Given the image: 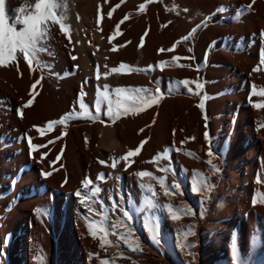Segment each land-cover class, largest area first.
Returning a JSON list of instances; mask_svg holds the SVG:
<instances>
[{"label":"rangeland","instance_id":"obj_1","mask_svg":"<svg viewBox=\"0 0 264 264\" xmlns=\"http://www.w3.org/2000/svg\"><path fill=\"white\" fill-rule=\"evenodd\" d=\"M36 2L5 0L7 15L23 19L34 13ZM57 5L59 23L42 26L45 35L31 65L19 51L12 58L5 54L0 63V73L25 79L31 106L39 107L42 122L30 131L55 144L48 173L64 170L68 157L78 180L75 191H88L80 209L71 211L78 223L68 241L71 258L67 261L56 234V242H40L33 264H264V107H255L264 105L259 94L264 91L259 82L264 0H57ZM18 8L25 12L13 11ZM251 15L252 34L247 31ZM177 18L181 22H173ZM223 26L226 31L235 26L239 35H209ZM216 51L237 64L225 67L230 73L220 78L219 92L218 79L203 74L220 69L212 59ZM237 72L242 80L236 82ZM70 77L82 90L63 102L62 82ZM179 97L186 104L191 98L202 112L200 141L211 150L216 145V159L206 152L200 167L183 169L186 181L176 155L194 157L195 150L181 146L193 132L175 133L193 108ZM218 97L230 101L211 119L208 105ZM8 99H0V105ZM109 101L115 119L107 114ZM118 107L123 114L116 115ZM242 108L253 117L250 134L241 124ZM116 141L121 143L112 148ZM138 147L139 153L128 156ZM83 155L90 157L86 165ZM142 172L149 175H138ZM6 174L13 180L12 172ZM55 218L59 224V210ZM47 221L52 222L49 214ZM25 251L22 264H30ZM7 264H13L10 258Z\"/></svg>","mask_w":264,"mask_h":264},{"label":"bare ground","instance_id":"obj_2","mask_svg":"<svg viewBox=\"0 0 264 264\" xmlns=\"http://www.w3.org/2000/svg\"><path fill=\"white\" fill-rule=\"evenodd\" d=\"M207 1L213 2L216 0ZM249 19L251 21L249 23L247 22V31L252 34L254 31L252 21H255V19L253 15L249 16ZM174 21H179V19L177 18V20H173V22ZM215 22L216 20L213 21V24H215ZM259 23L261 24L262 21H259ZM176 25L179 26L180 24L177 23ZM173 26L175 27V24H173ZM182 30H185V28ZM227 31L239 35L235 26L229 28ZM227 31L224 26L220 28L213 27L209 35L214 34L215 37H219ZM226 54L225 52L218 51L213 53L212 59H215L221 67L215 70V73L212 67L203 73L207 78L214 77L218 79L217 85L219 86L216 87V92H219L223 87L220 86V78L228 77L230 73L229 69L225 67L229 63H233L237 66L236 62L231 60ZM64 63V61H61L60 65H62V68L65 65ZM81 65H84L85 67H82V69L87 71V69H85L86 64L84 60L81 61ZM3 71L4 70L1 68L0 72ZM64 71H62V73ZM238 72L236 74L234 73L232 76L235 78ZM188 75H190L189 72L184 74L185 77H188ZM238 79L242 80V78L236 77V82ZM195 82L198 83V79H196ZM259 82L260 87L263 88L264 77L259 79ZM62 84L61 99L63 102L68 101L76 92L82 90V88L78 86V82H74V79L71 77L63 81ZM225 86H229V80L225 81ZM5 97L9 98L8 102L4 103V105H0V255H2L0 256V264H7L9 258L12 260L13 264H22V261L26 258L25 250L29 252V263L33 264L35 260H32L33 255L34 258L38 256L40 242L45 241L47 245L52 244L56 242V239H54L56 234L58 236L57 241L64 246L66 257L68 258L66 259L68 261L71 258L69 249L71 245L73 246V244L70 245L68 242L70 241L69 237L73 234L72 228H78V223L74 222L73 218L77 219L75 211L77 212V210L80 209L79 204L87 199L88 191H75L78 180L72 174L71 162L68 157L66 158L67 165L64 164V170L50 173V175L47 176L43 175L44 173H48L51 167L48 156H50L53 151L55 144L52 143V141L51 143L48 142L50 140L42 141L31 135V127L41 120L39 121V107L31 106L34 100L31 98L26 88L25 79H21L17 73H0V99L4 100ZM24 99H27L25 100L27 102L32 100V103L23 105ZM182 99H184V97H179V101L182 105H192L193 109L190 110L191 112L185 113L186 118L189 115L191 118L186 119L184 117L182 119L180 124L183 125V129L180 130V133H175V135L179 136L192 131L193 135L186 139L181 146L185 149L195 150L193 154L194 157H188L181 153L176 155L181 165V173L183 175V169L185 167L192 170H194L195 166L200 167V163L205 159L204 157H206L204 155L206 152H211L213 158L216 145L214 147L215 149L211 150L210 146L208 147L207 144H204V141H200L198 131H201L203 126V121L201 120V116H203L202 112H200L197 104L193 102L191 98L187 99L189 101L188 104L184 103ZM229 101L227 97H218L214 99V101L208 105L210 118H214L217 111L216 109H221L222 105L227 104ZM4 106H7L9 110ZM241 111V124L245 125V133L250 134L253 132V127L251 125V119L253 117L248 110L242 108ZM23 113L25 117H22ZM230 120L231 118L229 119V123L227 122L229 125ZM29 141H31V145L34 146L35 150L30 147ZM120 143L121 142L118 141L112 143V148H117ZM177 145L179 144L177 143ZM235 147L236 146H233L231 148L230 156L231 151L234 150ZM29 148H31V150ZM152 149L153 148H149L146 155H150ZM93 156H99V154L94 151ZM214 159H216V157H214ZM89 160L90 157L83 155L82 164L86 165ZM229 164L235 165L233 161ZM7 171L13 173V180H8ZM189 174V180L191 181L194 176L193 173ZM59 178H61V181ZM183 179L186 181L187 177L183 175ZM59 183L60 185H58ZM65 184L67 186H64ZM117 186L119 190V182ZM77 192H80L81 196L78 197L76 195ZM57 210H59V224L55 222ZM73 210L75 211L72 213L71 211ZM48 214L52 220L51 223L47 221ZM62 229H64V232H61ZM61 236H64L65 239H61Z\"/></svg>","mask_w":264,"mask_h":264},{"label":"snow or ice","instance_id":"obj_3","mask_svg":"<svg viewBox=\"0 0 264 264\" xmlns=\"http://www.w3.org/2000/svg\"><path fill=\"white\" fill-rule=\"evenodd\" d=\"M57 0H37L35 3V11L32 14L25 16L21 19L20 16H10L7 15L5 0H0V63H3V57L5 54L7 57L12 58L14 53L19 51L23 54V58L29 62L31 65V60L35 59V54L40 51L38 45L41 43L42 38L45 35V31L42 30V26L46 25V22L51 20L53 23H59L55 16V10L57 8ZM142 7V6H141ZM16 13H24V8H18L13 10ZM12 20V23L9 24L8 21ZM17 25H21V30H17ZM61 29L63 30V25H61ZM75 59V57H73ZM121 68L124 67L122 64ZM116 71V69H113ZM184 85L187 86L189 84L188 80L183 81ZM201 85L197 84V88H200ZM117 93L121 92L122 89H116ZM137 92H140V89H136ZM145 91H147L145 89ZM191 91V89H189ZM264 96V91L259 93ZM106 98V97H105ZM32 100H29L27 104H31ZM144 103H147L145 101ZM142 106V105H141ZM202 109L204 107V100L201 101L199 105ZM255 107L260 108L264 107L262 104H256ZM128 108H124V112H127ZM97 112H99V105H97ZM109 117L115 119V115L112 110V102L109 101L108 113ZM123 114L119 111V107L117 108L116 115ZM56 123V122H53ZM59 123H63V120L59 121ZM52 125L49 124V127ZM206 139L208 138L207 133H205ZM143 143V142H142ZM30 147L35 150V148L31 145V141H29ZM140 152V147H138L135 152H129L128 156L136 155ZM209 156H212V153H208ZM43 159V157H42ZM59 159V157H57ZM211 164V161H208ZM43 175L47 176L50 173H44ZM140 176L149 175L147 172L139 173ZM89 182H85V187L88 186ZM197 183H200L199 177H197ZM175 187V185H173ZM76 195L81 196L80 192H77ZM128 213L125 212V216ZM173 218H176L175 216Z\"/></svg>","mask_w":264,"mask_h":264}]
</instances>
